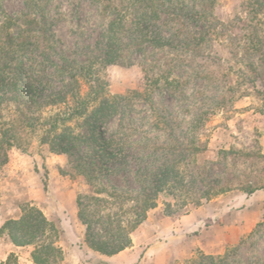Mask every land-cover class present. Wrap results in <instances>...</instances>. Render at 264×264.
Returning a JSON list of instances; mask_svg holds the SVG:
<instances>
[{
    "label": "rangeland",
    "instance_id": "374dc122",
    "mask_svg": "<svg viewBox=\"0 0 264 264\" xmlns=\"http://www.w3.org/2000/svg\"><path fill=\"white\" fill-rule=\"evenodd\" d=\"M153 2L159 18L142 26V33L125 35L123 62L101 68L96 61L102 36L114 16L102 14L99 0H34L31 8L28 0H0V20L30 14L43 27L47 49L21 62L55 90L68 82L72 68L90 61L109 96L142 90L144 69L152 64L160 66L155 76L170 70L169 81H175L151 93L156 115L138 102L100 126V138L122 142L116 159L85 146L70 155L51 154L35 138L25 148L1 152L0 206L2 196L4 204L14 196L21 202L19 216L22 205L45 212L60 203L74 208L80 222L81 203L93 210L88 218L94 233L106 237L117 226L116 214L124 222L123 212L152 192L162 164L180 159L179 171L197 190L194 196L208 190L210 199L182 206L167 191L158 193L130 236L131 247L148 253L144 264H193L201 256L217 264H264V190L245 192L264 183V0ZM135 36L142 40L138 46ZM155 38L171 47L155 48ZM230 150L234 154L225 155ZM220 187L231 190L213 196ZM60 246L70 244L64 238Z\"/></svg>",
    "mask_w": 264,
    "mask_h": 264
},
{
    "label": "trees",
    "instance_id": "16d2710c",
    "mask_svg": "<svg viewBox=\"0 0 264 264\" xmlns=\"http://www.w3.org/2000/svg\"><path fill=\"white\" fill-rule=\"evenodd\" d=\"M33 1L28 0V8H31ZM99 1L102 3V14L114 16L106 34L102 36L103 52L96 61L97 65L105 68L124 61L123 50L127 45L123 39L128 32L142 33V26L148 27L159 17L153 0ZM262 14L264 18V12ZM13 29L17 30L15 34L12 33ZM44 33L43 27L30 14L16 19L2 16L0 20V153L12 148H25L35 138L51 154L70 155L85 146L97 149V153L108 159H116L122 153V142L117 137L108 140L100 138V126L130 104L138 102L148 105L152 115H156L151 93L163 85L172 86L175 83L174 80L169 81L170 70L159 71L155 76L154 69L160 66L152 64L144 69L142 90H133L123 96H109L105 93L106 84L95 76L94 63L90 61L81 67L72 68L75 72L69 76L68 82L55 90L38 76L27 73L21 62L23 56L43 53L47 49ZM133 41V45L137 46L142 42L137 36ZM151 42L157 49L171 47V43L162 38H155ZM82 86L85 87L83 94ZM202 119V116L196 119V127H199ZM153 127L161 129L157 122H154ZM113 147H119L115 154L109 152ZM232 152L230 150L225 155L234 154ZM179 161L170 159L162 164L154 177L152 192L142 195L133 208L123 212L124 222H119L116 214L117 226L106 237L93 231V223L88 218L93 210L89 211L77 203L78 219L85 226L82 245L88 251L105 257H112L131 247V233L145 221L147 211L155 207L156 196L160 192L167 191L180 203L183 200L182 206L189 204L198 207L202 199L208 201V190L194 196L197 190L186 184V176L179 171ZM201 183L204 184L203 180ZM230 190L220 187L213 196ZM260 190H264V183L245 192L251 195ZM97 219L96 223L99 224L100 218ZM108 220L114 222L110 216ZM0 235L15 247H30L34 264H60L63 260L60 244L64 238L60 226L48 220L34 206H20V215L16 219L6 220L0 228ZM11 260L10 257L6 264ZM193 264H217V261L211 256H201Z\"/></svg>",
    "mask_w": 264,
    "mask_h": 264
},
{
    "label": "crops",
    "instance_id": "0c3cea01",
    "mask_svg": "<svg viewBox=\"0 0 264 264\" xmlns=\"http://www.w3.org/2000/svg\"><path fill=\"white\" fill-rule=\"evenodd\" d=\"M260 140V145L264 150V133ZM23 161H25V158ZM16 190L18 191V189ZM2 194H6V192ZM13 197H10L11 199L8 200V204H4L5 198L2 196V205L0 206V228L7 219H16L18 217V204L21 202ZM42 213L50 221L52 218L57 219L61 230L64 233L65 240L68 245L70 244V246L62 248L64 253V263L62 264H94L98 259L104 261L103 263L105 264H144L145 261L148 260V253H144L143 255V252L139 247H129L112 257L100 256L88 251V249L82 245L85 228L80 222H78L74 208H66L64 205L58 203L57 206L47 208V210ZM30 253V247H15L6 239V237L0 235V264H6L10 257L12 260L9 264H34ZM141 255L143 256L142 259L140 258ZM88 257H94L95 259L92 262L89 261V259H86Z\"/></svg>",
    "mask_w": 264,
    "mask_h": 264
}]
</instances>
